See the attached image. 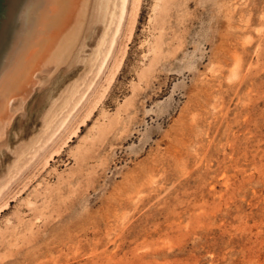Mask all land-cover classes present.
I'll use <instances>...</instances> for the list:
<instances>
[{"label": "rangeland", "instance_id": "374dc122", "mask_svg": "<svg viewBox=\"0 0 264 264\" xmlns=\"http://www.w3.org/2000/svg\"><path fill=\"white\" fill-rule=\"evenodd\" d=\"M0 264H264V0H0Z\"/></svg>", "mask_w": 264, "mask_h": 264}, {"label": "bare ground", "instance_id": "6f19581e", "mask_svg": "<svg viewBox=\"0 0 264 264\" xmlns=\"http://www.w3.org/2000/svg\"><path fill=\"white\" fill-rule=\"evenodd\" d=\"M124 13V8L122 9V14ZM116 72V71H115ZM89 113V112H88ZM91 114V113H90ZM89 118V117H88ZM76 131V130H75ZM78 131V130H77Z\"/></svg>", "mask_w": 264, "mask_h": 264}]
</instances>
